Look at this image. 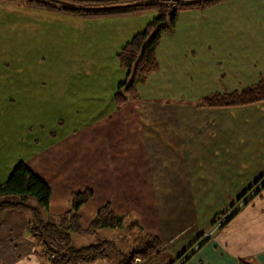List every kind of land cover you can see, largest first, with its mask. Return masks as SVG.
Masks as SVG:
<instances>
[{
	"label": "rangeland",
	"instance_id": "rangeland-1",
	"mask_svg": "<svg viewBox=\"0 0 264 264\" xmlns=\"http://www.w3.org/2000/svg\"><path fill=\"white\" fill-rule=\"evenodd\" d=\"M33 1L0 0V183L9 176L17 162L30 164L51 184L48 185L51 191L49 215L61 217L63 222L70 223L74 231H78L72 235L76 245L107 239L113 241L117 249L130 252L144 232L154 231L148 230L154 223H150L149 207L152 201L147 196L153 183L147 173L142 177L143 184H139L135 178V167L143 176L150 159L146 153H139L140 148L134 144L137 130H133V113L123 118L110 103L114 95L111 93L112 88L116 91L118 83L126 78V70L116 64V55L112 53L107 36V28L113 27V24L109 20H101L111 15H81L61 8L37 6ZM51 1L58 6L69 4L66 1L63 4ZM263 2L221 0L200 8L192 7V11L206 9L205 16L217 20L213 24L216 27H213L212 20H208L207 29L211 31L216 28L224 35L227 34L228 39L223 38L219 43L220 49L233 54L238 53L235 44L239 46L235 40H231V34L238 33L234 28L235 21L243 33V19L264 15ZM245 4H248L249 13L241 16L240 13L246 11ZM189 10H179L174 24L179 23L180 28L185 26L183 12ZM156 14L157 10L150 8L144 10L141 17L148 23ZM85 31L96 35L91 49L90 41L81 36ZM167 31L161 32V46L157 52L158 42L155 49L156 69L136 84V93L129 99L131 104L135 102L142 106L143 111L154 103L162 108L188 103L189 108L194 107L191 111L196 112L204 105L206 97H214L216 93L233 89L241 92L252 83L246 81V78L259 76V68L263 70L260 75H264V58L261 56L257 57L260 64H256L257 68L253 67L252 61L251 66L246 68L243 62L246 57H239V54L237 59L234 55L216 57V53H211L212 50L208 48L194 52L187 49L183 54L179 49H173V54H170L167 46L163 48L162 44L165 41L163 37L168 35ZM257 49L260 47L257 46ZM206 52L211 56H206ZM199 54L202 56L198 57ZM232 59H235V63L237 60L238 65L232 63ZM92 87L99 90L100 94L93 90L91 95H86L89 92L87 89ZM107 88L109 94L105 92ZM139 109L134 112L138 114ZM85 122H92L89 129V125L86 126V131H89L86 137L81 133L85 130ZM118 126L120 129L125 126L131 128L124 139L111 135ZM76 131H81L75 137L76 142H69V147L63 146L65 135ZM258 184L253 185L252 193L254 188L259 187ZM86 188L92 190V197L79 207L74 216L66 218L64 215L71 206V192ZM249 201L242 202L238 210ZM105 202H109L112 208L114 204L117 205L120 212L113 210L129 217L121 227H102L88 231V224L95 214L91 215L93 210L96 211ZM163 202L173 205L170 215L179 211V207L182 208L175 200ZM239 203L240 200H237L234 205ZM227 214L212 223L211 229L205 232L209 236L204 238L202 233L189 248L180 251L181 254H178L176 261L172 260V264L183 263L205 239L213 237L214 232L222 227L220 224L229 217ZM16 219V224H25V231H21L22 237L18 240L22 241L23 238L28 241L24 240L25 248L20 247L16 251H21V261L26 263L27 256H35L26 245L30 242L34 247L35 242L27 227L26 216L19 213ZM1 223H4L3 217ZM173 228L168 232L169 235L180 229ZM155 235L158 236L157 233ZM35 248L38 249L37 246ZM168 248L161 244L162 251L155 254L152 261L137 258L135 262L170 264L172 261L168 257L173 250L170 246ZM12 250L7 248L4 252L8 260L14 256ZM110 261L109 258L94 264H112ZM46 264H51L50 260Z\"/></svg>",
	"mask_w": 264,
	"mask_h": 264
},
{
	"label": "crops",
	"instance_id": "crops-1",
	"mask_svg": "<svg viewBox=\"0 0 264 264\" xmlns=\"http://www.w3.org/2000/svg\"><path fill=\"white\" fill-rule=\"evenodd\" d=\"M244 6L246 11L241 12V16L249 13L248 4ZM205 10L192 11L190 8L189 11H184L182 20L185 26L180 28L179 23H176L168 29L167 37H163L165 40L162 43L163 48L167 46L170 54H173V49H179L183 54L187 49L194 52L206 48L212 50L211 53L215 52L216 57L234 55L237 59L239 54V57H246L243 61L246 68L251 66V61L253 67L257 68L256 64L260 65L257 57L264 58V15H253L243 19L241 26L244 29L243 33L235 21L234 28L238 33L231 34V40H235L239 46L235 44L238 53L232 54L220 49L219 43L223 38L228 39V35L213 28L217 20L205 16ZM142 12L116 14L101 19L109 20L113 24V27L107 28L112 53L116 55L135 33L145 27L147 20L141 17ZM208 20L214 22L211 31L207 29ZM89 35L93 38H87ZM81 36L85 37L86 41H90L91 49L96 35L85 31ZM160 44L161 41L157 52ZM257 46L260 49H257ZM205 55L211 56L207 52ZM200 56L202 55L199 54L198 57ZM115 61L117 64L116 58ZM231 61L238 65L237 60L236 63L235 59ZM167 64L170 65V62L168 61ZM262 64L264 67V61ZM262 73V68H259L257 70L259 76L246 78V81H252L246 87L255 86L264 79V75H260ZM87 90L89 92L86 95H91L93 90L94 93L100 94V91L93 87ZM114 91L115 89L112 88L111 93L114 94ZM232 91L237 90L219 93ZM105 92L109 94L110 91L107 88ZM111 101L112 106L123 118L125 115L130 116L129 113L134 115L133 130H137L133 139L134 144L140 148L139 153H146L150 159L149 167L146 166L147 170L144 171L143 176L135 167V178L139 184H143L142 177L147 173L153 183L147 196L152 201L149 207L150 223L154 224L148 230L154 229L155 232L152 233L158 234L162 246L167 248L170 246L173 252L168 259L176 261L178 254L189 248L202 233L211 229L217 214H226L233 203L245 196L253 185L264 179V100L243 105L204 104L196 112L191 111L194 107L189 108L188 103L171 107L166 105L164 108L154 103L153 106L145 107L144 112L138 103L131 104L128 100L117 108L113 96ZM158 102L162 104L161 101ZM135 109H139L138 114L134 112ZM122 111L126 113L123 114ZM91 125L92 122H85V130L80 131L82 135L86 137L89 134L86 126L89 129ZM128 130L131 128L125 126L120 129L118 126L116 132H111V135L117 139H124L126 133L130 132ZM80 132L65 135L63 146L69 147L68 143L74 142L77 133ZM141 132L143 134H138ZM27 166L51 185L38 169H34L30 164ZM167 200L179 202L182 208L179 207V211L170 215L169 211L173 205L168 204ZM55 204L58 202L55 201ZM113 209L120 212V207L115 204ZM95 212L93 210L91 215ZM18 214L7 212L3 215L4 223L0 225V264H46L47 261L38 255L35 246L33 247L30 242L26 246L37 258L29 255L26 257V263L21 261L22 256H19L21 251L16 250L20 247L25 248L24 240L28 241V239L18 240L22 237L21 231H25V224H16ZM177 216L178 219L175 218ZM173 227L180 229L169 235L168 232L173 230ZM13 234L17 235L13 236ZM7 248L13 249L14 256H11L10 260L5 258L4 252ZM241 258L248 259L252 264H264V188L252 195L247 204L216 230L213 237L205 239L181 264H239Z\"/></svg>",
	"mask_w": 264,
	"mask_h": 264
},
{
	"label": "trees",
	"instance_id": "trees-1",
	"mask_svg": "<svg viewBox=\"0 0 264 264\" xmlns=\"http://www.w3.org/2000/svg\"><path fill=\"white\" fill-rule=\"evenodd\" d=\"M56 1L61 4L66 1L70 5L58 6L51 0H34L33 2L37 6L61 8L87 16L132 14L150 8L157 10L156 16L141 31L135 33L116 54L119 66L126 70L125 80L118 83L113 95L114 103L118 108L136 93V84L156 69L155 49L161 32L174 25L177 12L182 8H200L221 0ZM167 19L168 23L165 22ZM215 95L206 97L203 103L208 106H224L243 105L264 100V79H261L255 86L244 88L241 92L232 91ZM92 195L93 192L89 188L71 192V206L64 216L66 218L74 216L79 207L86 203ZM50 196L51 191L48 184L22 161L17 162L9 176L0 183V221L7 212L24 214L31 238L35 242V247H38L35 251L46 261L50 260L51 264H94L109 258L112 264H139L135 262L137 258L152 261L153 256L162 251L159 237L149 232L141 235L130 252L117 249L116 244L107 239L86 245H76L72 240V235L78 231H74L70 223L63 222L61 217L56 218L49 215ZM250 198H247L245 202ZM236 209L238 210V207ZM237 210L226 219H230ZM221 216L217 214L212 223ZM127 217L129 216L115 212L111 204L105 202L96 209L87 229L94 231L102 227L118 228L124 224ZM225 222L223 221L220 225L223 226ZM239 264L252 263L246 258H241Z\"/></svg>",
	"mask_w": 264,
	"mask_h": 264
},
{
	"label": "built area",
	"instance_id": "built-area-1",
	"mask_svg": "<svg viewBox=\"0 0 264 264\" xmlns=\"http://www.w3.org/2000/svg\"><path fill=\"white\" fill-rule=\"evenodd\" d=\"M263 183H264V179H263V180L257 185V186H259L258 188H254L255 191L258 190V189L263 185ZM259 190H260V189H259ZM259 190H258V191H259ZM255 191H254V192H255ZM249 192H250V193H249ZM249 192L243 197V199L240 200V203L237 204V206L234 205V206H232L230 209H231V210L233 209V210L235 211L236 208L242 204V202H244L247 198H250V197L253 195L254 192L252 193L251 190H250ZM235 203H236V202H235ZM235 203H234V204H235ZM230 209H229V211L227 212V213H228L227 216H230V214H232V212H231ZM234 211H233V212H234ZM204 235H205L204 238H206L207 236H209V234H205V233H204Z\"/></svg>",
	"mask_w": 264,
	"mask_h": 264
}]
</instances>
